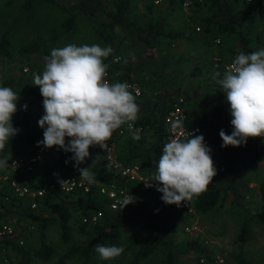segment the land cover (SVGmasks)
<instances>
[{"label": "trees", "instance_id": "16d2710c", "mask_svg": "<svg viewBox=\"0 0 264 264\" xmlns=\"http://www.w3.org/2000/svg\"><path fill=\"white\" fill-rule=\"evenodd\" d=\"M34 1L21 0L18 8L31 11ZM41 1L48 2L64 11L65 14L57 27L59 33L57 30L50 29L52 33L40 42H32L28 45L17 44L13 43V38L7 35L9 30L13 32L16 29V25L10 23L9 27L0 35V53L12 58L13 52H16L17 59L21 60L26 54L38 49L40 44L42 46L54 40L58 34L70 36L75 31L77 20L80 18L89 28H93L97 24L99 26L98 35L107 43H110L117 33H122L121 36L125 33L126 38L131 37L134 41L133 51H138L139 48L143 52L148 50L146 55L140 57L139 63L133 66L125 58V55H118L119 62L110 61L107 63L109 71L111 69L120 70L117 80H135L141 88L135 101L140 109L135 123L141 126V130L136 136L137 138H134L132 134L125 135V132L119 134L118 129L113 133L111 139L114 141V145L111 157L114 161H118L121 165L139 162L141 171L149 177L156 172L159 158L162 155L160 145L165 135L163 116L170 100L178 93L184 97L186 102L187 124H198L199 131L194 135H203L207 146L223 144L219 135L221 129L227 134H231L233 130L232 116L224 114L218 106L211 109V116L199 118L198 108L201 109L200 111H206L209 110V107L201 97V91L194 89L193 86L197 88L199 85L200 87L203 82L200 75H203L204 72L208 76L214 74L209 71L210 62L208 61L197 59L190 62L191 55L168 54V47L171 46L172 41L183 36V33L169 29L163 14H151L161 6V3L155 5L149 0H142L149 15L141 12L138 14V19L134 20L129 15L130 0H70L67 3L57 0ZM163 1L162 5L166 4L168 7L179 10L178 15L181 16L184 26L190 23V19L194 14L196 15L198 9L209 6L210 12L205 17V21L217 24L219 33L236 32L240 38V51L245 54L251 53L246 52L247 46L241 39L244 32L243 27H249L247 20L256 13L264 23V3L260 0L247 2L250 5V12L241 16L231 12L227 0H195L187 11L180 9L177 0ZM11 2L13 0H5L0 3V7L7 6ZM260 28L262 27L259 26L257 30ZM250 29L252 30V27ZM210 42H212L211 39ZM112 56L110 55L104 62L106 63ZM148 59L156 64L155 68L161 82L169 79L168 77L174 80V83H168L167 87L153 95L143 91L147 78H150L149 82L153 84L151 83L153 79L144 72V68L141 66V62L146 64ZM134 72L136 75L133 77L131 74ZM218 72L221 73L222 78L225 72L220 69ZM181 79H184V82L179 81ZM0 86L11 87L20 96L17 103L18 110L13 115V126L18 128L19 132L9 140L3 152H0V158L8 160L11 156L27 153L31 147L36 146L37 142L43 139L44 129L38 124L43 115L30 109V104H33L34 101L39 100L43 103V97L27 76L19 75L16 80H6ZM150 87L153 86L150 85ZM22 102L29 103L26 110L24 107H19ZM147 137H152V139ZM69 139L66 137V143ZM254 140L253 143L247 140L246 144L238 147L221 146L224 155L227 156L226 161L221 168H216L217 174L208 185L207 191L191 201L193 213L174 209L171 204L162 201V193L144 189L138 181L121 175L119 167L109 163L105 150L99 146H91L90 157L79 165V167H88L94 173V183L89 184V190L86 192L81 190L70 193L48 192L37 200V207L30 210L23 198L12 195L10 190L4 186L3 189H0V218L10 220L14 225L20 226L24 242L32 231L31 229L27 234L24 233V224H31L33 227V224L36 223L38 244L24 247L23 244L18 245L13 239H0L2 264H30L33 258L48 259L54 253V247L45 238L44 233L49 221H56L59 237L62 242L66 243L61 252L57 253L54 264H146L152 255H160L161 264H178L179 255L189 249L196 252L195 264H211L214 250L199 241L198 236H185L183 241L177 244L172 233L177 229L182 230L183 225L193 218L194 213H203L212 209L216 204L220 206L222 199L227 195L233 198V201L241 207L244 213V218L241 217L239 224L237 235L239 239L242 240L246 236L247 215L264 223V171L262 179L257 182L256 187L262 197L261 207L252 210L247 201L243 199L242 194V189L250 187L247 185L248 178H245L247 171L255 163L257 165L261 163L264 168V138L256 137ZM49 151V153L40 156L30 170H18L15 174L16 177L31 186H41L49 181L59 180L69 171L74 162L70 160L73 154L65 152L58 146H53ZM97 156L99 157L95 160ZM66 160L68 163H65ZM109 181L122 184L127 192V197L131 194L136 198L135 203L124 207L122 203L116 209L108 208L103 203L104 198L97 193V185ZM4 195H7V198ZM75 210L79 211L80 216L85 217L94 211H101V216L97 220L90 222L87 218V220L78 223V233L85 235V239L81 242L71 241L69 220ZM142 217H146L148 220L139 222ZM128 225L135 227L122 236V228ZM97 243H102L105 246H120L124 248V252L117 258L101 260L94 250ZM10 249L13 251L15 260L9 258ZM200 257H203V260H200ZM1 260L0 262H2ZM227 264L251 263L237 252L234 262Z\"/></svg>", "mask_w": 264, "mask_h": 264}, {"label": "clouds", "instance_id": "9594fccd", "mask_svg": "<svg viewBox=\"0 0 264 264\" xmlns=\"http://www.w3.org/2000/svg\"><path fill=\"white\" fill-rule=\"evenodd\" d=\"M112 52L111 46L99 44L53 48L44 58L42 75L34 74L33 84L40 87L44 108L38 121L44 129L43 140L37 146H58L72 153L70 160L80 173L79 179L89 184L94 183V173L79 165L90 157V147L108 150L113 133L124 125L133 130L140 111L126 82L109 83L105 79L108 64L104 61ZM115 62H119L118 57ZM213 78L226 93L232 116L231 134L223 129L219 132L221 146L238 147L250 137L264 138V49L240 52L222 78L218 71ZM19 99V93L11 87H0V152L19 132L13 126ZM23 107L27 109V105ZM182 126L180 120L173 124V128ZM133 135L137 138L135 132ZM66 137L70 138L67 143ZM211 151L203 135H176L164 145L156 172L145 181V187L155 185L162 201L169 205L192 201L207 191L217 174ZM7 164V159L0 158V169ZM58 182L63 188L67 181ZM135 199L130 194L123 207L135 203ZM94 250L101 260L117 258L124 252L123 247L102 243H97Z\"/></svg>", "mask_w": 264, "mask_h": 264}, {"label": "rangeland", "instance_id": "374dc122", "mask_svg": "<svg viewBox=\"0 0 264 264\" xmlns=\"http://www.w3.org/2000/svg\"><path fill=\"white\" fill-rule=\"evenodd\" d=\"M3 1L5 0H0V3ZM57 1L67 3L70 0ZM20 2L21 0H13V2L9 3L7 6L0 7V35L9 27L10 23H14L16 29L13 32L9 30L7 35L13 38V43L17 44L28 45L32 42H40V40L52 33V30L50 29L57 30L59 33L57 27L65 14L63 10L57 6L50 5L48 2L35 0L32 6L33 9L31 11H25L18 8ZM130 17H135V13L130 14ZM247 28L248 27H243L245 34H247ZM98 29L99 26L97 24H95L93 28H89L83 19L80 18L77 20L75 31H73L70 36L58 34L54 40L42 46L40 44L38 49L26 54L21 60L17 59L16 52H13L12 58L0 53V84L6 80H16L19 75L27 76L33 84L34 74L42 75L45 67L44 58L50 56L53 48H62L69 44H75L76 46H82L84 44H88L89 46L92 44H99L102 47L109 46V43L103 41L98 35ZM126 41L127 46H133L132 41L128 39H126ZM150 71L154 72L153 69ZM33 86L37 91H40L39 86L34 84ZM25 105H27L28 108L29 103H26ZM30 109L38 114L44 115L43 103L39 100L30 104ZM248 140L252 143L253 141L255 142L254 138L251 137L248 138ZM210 148L212 150L210 153L212 158L223 164L227 158L223 153V148L216 144L210 146ZM260 148L262 149V147ZM259 166V172L255 173L247 181V185L250 187L242 189V194L244 196L243 199L247 201V204L250 205L252 210L258 209L260 204L262 205L261 194L256 188L257 182L262 175V164L259 163ZM243 215L244 213L241 207L233 201V198H231L230 195H227L222 199V204L220 206L216 204L210 210L203 213L193 214V218L188 223L196 222V225L199 227L198 230L187 232L183 229H177L172 233L173 239L178 244L183 241L185 236H198L200 238L199 241L214 250V260L212 259L211 264H217L219 259V264L234 262L237 252L241 253L243 258L251 264H264V223L247 215L246 236L241 240L237 235L240 219L241 217L244 218ZM85 220H87V217L80 216L78 210H75L72 213V217L69 220L71 241L81 242L85 239V235L80 234L77 231L78 223ZM146 220H148V218L142 217L139 219V222ZM33 227L32 231H30L29 237L23 243L24 247L38 244L36 223L35 225L33 224ZM134 227V225H128L122 228V236H125L126 233L130 232ZM44 233L45 238L53 245L54 253L46 260L33 258L30 264H54L57 253H60L66 245V243L62 242L59 237V230L56 221H49ZM8 255L10 256V259L15 260V256L11 249L8 252ZM159 257L160 255L150 256L146 264H161ZM196 257V252L189 249L179 255L178 264H195ZM1 261L0 264L3 263V260Z\"/></svg>", "mask_w": 264, "mask_h": 264}, {"label": "built area", "instance_id": "2783aa9c", "mask_svg": "<svg viewBox=\"0 0 264 264\" xmlns=\"http://www.w3.org/2000/svg\"><path fill=\"white\" fill-rule=\"evenodd\" d=\"M152 4H160L163 0H149ZM179 6L182 10L187 11L188 7L195 0H177ZM245 2H251L254 0H243ZM264 3V0H260ZM198 26L194 25V29L198 30ZM214 42H218V38H214ZM119 58L118 55H113L110 61L114 62L115 58ZM108 62H106L107 64ZM231 61H227L223 59L219 54H214L211 58V67L216 69V67H220L222 70H226ZM107 77L105 78L109 83H127L130 88L129 90L133 93V95L137 96L141 92V88L137 81L135 80H122L115 81L107 68ZM26 102H22L20 107H23ZM180 120L183 122V126L181 128H173V124ZM163 122L165 125V135L162 139L160 150L163 151V147L166 143H168L171 139L175 138L176 135L187 136L190 133L196 134L199 131V126L196 123L187 124L188 117L186 112V102L184 97L178 93L172 97L170 100V104L163 116ZM129 130L127 125L122 126L118 129V133L121 134L124 131ZM135 131H140L141 126L134 123ZM130 130V131H133ZM43 140V139H42ZM41 140V141H42ZM109 149L105 150L107 154V159L109 163L114 164L115 161L112 160L111 151L114 145V141L111 139L107 142ZM51 148H46L43 145L32 147L27 153L19 154L11 156L8 159V164L5 168L0 171V189H3L6 186L12 195H15L18 198H23L30 210H34L37 207V200L45 196L48 192L59 191L62 193H70L75 190H81L82 192H86L89 190V183L85 181H81L79 179L80 173L74 167V162L72 163L69 171L65 173L59 180H66L65 186L61 188V184L57 181H49L41 186H31L25 182H21L16 177V172L18 170H30L32 165L37 161L40 156L47 153ZM213 159V158H212ZM215 168H221L223 164L219 163L216 159H213ZM119 173L130 180H136L139 182L142 188L150 189L154 192H159L156 190V186L145 187V181L150 177L141 171V167L137 163H127L123 166H119ZM97 193L100 197L104 198V204L110 209H116L119 207L127 197V192L125 187L117 183L115 181H109L106 183H100L97 185ZM161 193V192H160ZM7 198V195H4ZM174 209L186 211L193 213V208L190 202H182L179 206L175 204H171ZM101 216V211L97 210L89 214L87 217L90 222L97 220ZM24 233H28L32 229L31 224H24L23 226ZM198 226L196 222L186 223L183 225V230L187 232H191V230H198ZM200 230V229H199ZM7 238L13 239L18 245L23 244L24 237L21 233V227L14 225L12 221L0 218V239ZM214 258V257H213ZM200 260H203V257H200ZM214 260V259H213ZM219 264L220 259L217 261Z\"/></svg>", "mask_w": 264, "mask_h": 264}, {"label": "crops", "instance_id": "0c3cea01", "mask_svg": "<svg viewBox=\"0 0 264 264\" xmlns=\"http://www.w3.org/2000/svg\"><path fill=\"white\" fill-rule=\"evenodd\" d=\"M227 2H228L231 12L234 15L241 16L243 14L250 12V5L247 4V2L245 1L243 2L241 0H227ZM162 3H164V1L161 2V6H159L157 10L152 11L151 14H154V15L163 14V16L166 17L165 19L166 25L169 27V29H171L172 31L178 30L181 33H183V36L172 41L173 43L171 44V46L168 47V51H167L168 54L183 53L185 56L191 55L192 58L190 59V62L191 60H197V59H202V61H208L210 62L209 71L214 74L219 69L222 70L220 67H216V69H213L211 67L212 66L211 58L213 57L214 54H219L223 59L232 62L234 58L241 52L240 51V48H241L240 38L237 36L236 32L219 33L217 31L218 29L217 24L207 23L205 21V17L210 12L209 6L208 7L204 6V9H198V12L196 13V15L194 14L192 19H190V23L184 26V24H182L181 22V16L179 17L178 15L179 10L176 8L168 7L166 6V4L162 5ZM141 12H144L145 14L147 13L145 6H143V1L142 0H130L129 15L132 13H135V17H133V19L137 20L138 14ZM174 13H176L177 15H175ZM185 13L187 14V12ZM247 21L249 25V27L247 28L248 29L247 34L243 32L241 36L242 42L245 44V46H247L246 52H252L255 50H259V49H264V23L262 22V20H260L257 17L256 13L252 15V18L248 19ZM194 25H197L199 27L198 30L193 29ZM259 26L262 28L257 30ZM251 27H252V30L250 29ZM121 34L122 33H117L113 37V40L110 41L109 43V46H111V48L113 49L111 56L112 55H121V56L125 55V58L128 59L131 65L133 66L139 63L138 60H140V57H143L144 55H146L148 53V50H145L143 52L139 48L138 51H133L132 46H127L126 39L132 41L133 44H134V41L131 39V37L126 38L125 33H123V36H121ZM214 38H218L219 41L217 43H213ZM210 39L212 42H210ZM146 61H147L146 64L144 62H141L142 64L141 66L142 68H144L143 69L144 72L148 73L149 76H151V78L153 79L151 83L153 84H150L149 82L150 78H147L146 87L143 88L144 92H146L147 94L153 95L159 90H161L162 88L167 87L168 83L170 82L171 84L174 83V80L170 77H168L169 79H165V81L161 82L159 80L160 79L159 73L157 72L155 68L156 64L155 63L153 64L151 60L149 59ZM106 62L109 63L110 60ZM151 69H153L154 72H151L150 71ZM222 71L225 72L224 70ZM109 72H110L111 77L115 81H121V80L116 79L118 74L120 73L119 69L117 70L111 69V71ZM131 75L134 77L136 74L134 72ZM200 76L203 79V82L201 83L200 87L199 85L197 86V88L195 86L193 87L194 89L201 91L200 95L203 98V100L208 104L209 110L200 111L201 109L198 108V115H200L199 118H205V117H208V115L211 116L212 114L211 109L213 107L216 108V106H218L219 109L224 114H228L230 116L231 115L230 105L227 103L226 93H224L222 89L220 88V86L217 85L216 80L213 78L214 75L208 76V74L204 72V74ZM179 81L184 82V79L183 80L181 79ZM150 85H152L153 87H150ZM124 132H125L124 133L125 135L126 134L133 135V133L135 132V136H138L140 131L126 130ZM147 138L152 139V137H147ZM133 163H137L139 166L141 165L139 162H133ZM112 165L116 167L123 166L118 161H115L114 164ZM259 169H260V166L257 165V163L253 164L252 168L249 171H247L245 178L246 179L248 178L249 180V178H251L255 173L259 172ZM261 170H262L261 172L264 171L263 166ZM261 179L262 177H260L259 180Z\"/></svg>", "mask_w": 264, "mask_h": 264}]
</instances>
